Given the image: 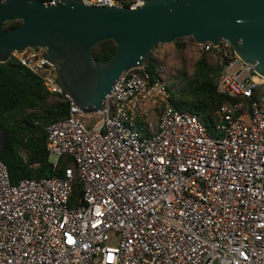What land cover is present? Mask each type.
I'll list each match as a JSON object with an SVG mask.
<instances>
[{
  "label": "built area",
  "instance_id": "built-area-1",
  "mask_svg": "<svg viewBox=\"0 0 264 264\" xmlns=\"http://www.w3.org/2000/svg\"><path fill=\"white\" fill-rule=\"evenodd\" d=\"M198 45L220 66L217 92L233 98L213 131L145 67L123 73L89 127L44 48L12 53L68 104L45 127L46 149L54 167L72 163L12 184L0 160V264H264V76L227 40Z\"/></svg>",
  "mask_w": 264,
  "mask_h": 264
},
{
  "label": "water",
  "instance_id": "water-1",
  "mask_svg": "<svg viewBox=\"0 0 264 264\" xmlns=\"http://www.w3.org/2000/svg\"><path fill=\"white\" fill-rule=\"evenodd\" d=\"M19 20L5 29V23ZM191 37L197 44L227 40L264 76V0H144L97 6L82 0H0V63L24 48L45 49L57 82L83 114L99 113L124 72L148 65L158 44ZM111 39L115 51L96 62L93 48ZM6 132L0 123V154Z\"/></svg>",
  "mask_w": 264,
  "mask_h": 264
},
{
  "label": "trees",
  "instance_id": "trees-1",
  "mask_svg": "<svg viewBox=\"0 0 264 264\" xmlns=\"http://www.w3.org/2000/svg\"><path fill=\"white\" fill-rule=\"evenodd\" d=\"M19 23V20L6 22L5 29ZM173 43L179 49L185 47L181 39ZM115 48L113 40H102L92 50L93 59L97 63L105 61ZM145 69L152 76L157 74V65L152 57ZM219 70L217 63H209L202 54L194 63L193 73L184 76V84L177 96L168 87L171 104L179 110L198 115L208 131H213L217 123L215 113L219 106L233 100L216 90ZM50 96L42 81L13 55L0 63V123L7 135L0 160L6 166L12 184L22 178L61 174L68 165V156H60L55 167L48 157L45 127L51 121L66 117L69 110L66 102H50ZM77 191L78 186H75Z\"/></svg>",
  "mask_w": 264,
  "mask_h": 264
},
{
  "label": "rangeland",
  "instance_id": "rangeland-1",
  "mask_svg": "<svg viewBox=\"0 0 264 264\" xmlns=\"http://www.w3.org/2000/svg\"><path fill=\"white\" fill-rule=\"evenodd\" d=\"M181 41L185 43V47L182 49H179L174 43H165L158 44L151 52V57L157 65L158 76L164 79L175 96L180 93V88L184 84V76L193 73L194 63L199 56L205 54L209 63L215 62L213 56L203 53L200 46L191 37H183ZM57 100L55 96L49 97L50 102ZM100 118L101 116L97 113L82 116L83 121L89 127L98 122ZM153 122L155 121L153 120ZM50 159L55 160V156H51ZM71 163L70 157H67L66 164L70 165Z\"/></svg>",
  "mask_w": 264,
  "mask_h": 264
}]
</instances>
